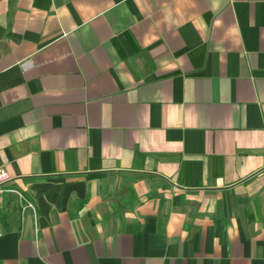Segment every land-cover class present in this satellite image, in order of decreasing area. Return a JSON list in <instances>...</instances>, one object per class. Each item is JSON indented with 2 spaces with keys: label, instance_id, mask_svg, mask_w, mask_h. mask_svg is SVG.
<instances>
[{
  "label": "crops",
  "instance_id": "crops-1",
  "mask_svg": "<svg viewBox=\"0 0 264 264\" xmlns=\"http://www.w3.org/2000/svg\"><path fill=\"white\" fill-rule=\"evenodd\" d=\"M0 167V264H264V0H0Z\"/></svg>",
  "mask_w": 264,
  "mask_h": 264
},
{
  "label": "trees",
  "instance_id": "trees-1",
  "mask_svg": "<svg viewBox=\"0 0 264 264\" xmlns=\"http://www.w3.org/2000/svg\"><path fill=\"white\" fill-rule=\"evenodd\" d=\"M33 190L35 191L37 213L43 224L47 223L53 205L61 209L66 208L73 192L82 199L87 196L86 182L80 180L65 182L39 180L34 183Z\"/></svg>",
  "mask_w": 264,
  "mask_h": 264
},
{
  "label": "rangeland",
  "instance_id": "rangeland-1",
  "mask_svg": "<svg viewBox=\"0 0 264 264\" xmlns=\"http://www.w3.org/2000/svg\"><path fill=\"white\" fill-rule=\"evenodd\" d=\"M44 180L42 177H29L19 180H9L0 185V221L17 217L26 205L35 202V191L33 185L36 181ZM126 182L123 176L120 183ZM121 187H123L121 185ZM115 191L116 187H112ZM117 191V190H116ZM31 207V206H30Z\"/></svg>",
  "mask_w": 264,
  "mask_h": 264
},
{
  "label": "built area",
  "instance_id": "built-area-1",
  "mask_svg": "<svg viewBox=\"0 0 264 264\" xmlns=\"http://www.w3.org/2000/svg\"><path fill=\"white\" fill-rule=\"evenodd\" d=\"M9 180H11L9 171L5 167H0V185L8 182ZM29 205L34 208L32 203H29Z\"/></svg>",
  "mask_w": 264,
  "mask_h": 264
}]
</instances>
